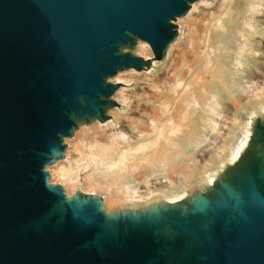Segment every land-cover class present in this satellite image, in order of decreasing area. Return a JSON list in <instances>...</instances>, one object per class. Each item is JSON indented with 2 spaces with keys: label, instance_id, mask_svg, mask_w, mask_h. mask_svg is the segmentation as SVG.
Returning a JSON list of instances; mask_svg holds the SVG:
<instances>
[{
  "label": "water",
  "instance_id": "1",
  "mask_svg": "<svg viewBox=\"0 0 264 264\" xmlns=\"http://www.w3.org/2000/svg\"><path fill=\"white\" fill-rule=\"evenodd\" d=\"M194 1L0 0V264H264L263 152L192 210L108 217L48 182L78 123L108 118L107 78L149 63L121 49L163 59Z\"/></svg>",
  "mask_w": 264,
  "mask_h": 264
},
{
  "label": "bare ground",
  "instance_id": "2",
  "mask_svg": "<svg viewBox=\"0 0 264 264\" xmlns=\"http://www.w3.org/2000/svg\"><path fill=\"white\" fill-rule=\"evenodd\" d=\"M219 1L221 11L209 21L194 13L202 0L191 2L187 14L173 21L187 23L192 38L190 48L179 41L170 45L169 79L153 72L162 62L153 59L148 42L135 37L134 44L121 49L153 62L152 76L147 69L126 68L107 78L121 84L136 77L145 83L144 94H134L141 116L128 117L132 134L117 128L107 132L122 112L118 102L128 99L120 87L113 94L116 104L106 109L110 121L79 122L74 135L64 138V156L46 172L67 199L99 197L108 217L154 213L171 205L192 210L196 200L212 197L259 152L264 155L260 139L248 151L253 124L264 114V83L257 81H264V0ZM175 77L177 84L171 83ZM255 130L260 138L261 121Z\"/></svg>",
  "mask_w": 264,
  "mask_h": 264
},
{
  "label": "rangeland",
  "instance_id": "3",
  "mask_svg": "<svg viewBox=\"0 0 264 264\" xmlns=\"http://www.w3.org/2000/svg\"><path fill=\"white\" fill-rule=\"evenodd\" d=\"M197 1H199V0H197ZM202 1H205V2H202V4L196 6L194 8V13L198 14L200 16L202 14L201 17L205 21L211 20L214 17V13L219 12L222 9V5H221V2L219 0H211V2L210 1L207 2V0H202ZM194 2H196V1H194ZM219 2H220V4H219ZM214 7H215V9H214ZM219 8H220V10H219ZM184 23L185 22H183L179 25L176 24L177 35H176V38H175L173 43L179 41L178 43L181 44V46L186 47V48H190L191 38H192L191 33L192 32H191V29L189 28V26L187 25V23H185V24ZM188 39H189V41H188ZM168 50H169V48H168ZM126 52H134V50L129 49ZM137 56H139V55H137ZM173 58H174L173 55L172 56L169 55L168 51L165 54L163 59H156L155 56L153 55L154 60L162 62L161 65L156 67L153 72H156L157 74H159L161 79H164L165 77H166V79H169V76L167 77V75H168L167 69L170 68V66H172L174 64ZM148 61H149V63L146 66H144L141 70H138V71H143V70L147 69V74L149 76H152L151 71L153 68L151 66L153 65V62H152V60H148ZM182 68H183V64L177 66V68H175L174 73L175 74L179 73L182 70ZM132 75L136 76V74H132ZM257 81L260 83H264V81H262V79H260V78H258ZM120 82H121V84H119V83H112V84L116 85L117 89L120 87H123V89L126 91V93L128 95V99L123 100L122 103L118 102L117 106L120 107L121 111H122V112H120L121 113L120 117L117 119L115 117L113 122L110 124V126L105 128V129H107L108 133H110L112 131V129L117 128V129H122L124 131L130 132L132 134V131L129 127L127 119H128V117L141 116V114L138 112V109H137L138 101H135L134 94H138V95L144 94V92H142V91H144L143 86L145 85V83L140 82V81L138 82L136 77H134V78L132 77V79L130 81H120ZM177 82H178L177 77H175L171 80V83H173V84H177ZM109 100L114 101L116 104V100L113 99V95L111 97H109ZM248 111L251 112L252 110L249 109ZM234 114H235V111H231L230 115H234ZM243 115L244 114H241L240 116L245 119V117ZM111 119H112V117L106 118L105 120H101V119H96V120H98L102 123H106V122L110 121ZM258 121H261V122L264 121V114H263V117H258ZM258 121L253 124L252 134L250 137V146H249L248 151L253 148V141H254L253 139L255 137V127H256ZM87 123L88 122H85L84 124H87ZM83 134L85 137L87 136V134H85V133H83ZM247 152L245 154H247ZM245 154L242 156V158L245 156ZM242 158H241V160H242Z\"/></svg>",
  "mask_w": 264,
  "mask_h": 264
}]
</instances>
